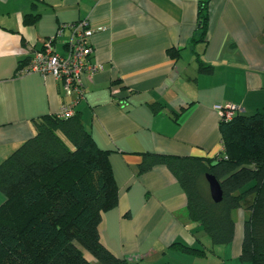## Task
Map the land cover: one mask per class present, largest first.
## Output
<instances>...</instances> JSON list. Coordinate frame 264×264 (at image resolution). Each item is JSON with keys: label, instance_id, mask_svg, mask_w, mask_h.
Here are the masks:
<instances>
[{"label": "crops", "instance_id": "obj_1", "mask_svg": "<svg viewBox=\"0 0 264 264\" xmlns=\"http://www.w3.org/2000/svg\"><path fill=\"white\" fill-rule=\"evenodd\" d=\"M199 1H208V25L205 39L193 41ZM27 14L33 23H24ZM81 20L94 30L91 61L102 66L83 76L82 95L64 94L51 75L17 72L48 38L62 54L71 30L58 28ZM227 104L246 115L264 109V0H0V162L41 116L70 106L108 151L118 199L102 214L100 239L127 264H247L239 258L244 210L233 214L232 242L212 245L165 166L137 171L146 152L220 154L215 106ZM176 241L206 255L170 247Z\"/></svg>", "mask_w": 264, "mask_h": 264}, {"label": "trees", "instance_id": "obj_2", "mask_svg": "<svg viewBox=\"0 0 264 264\" xmlns=\"http://www.w3.org/2000/svg\"><path fill=\"white\" fill-rule=\"evenodd\" d=\"M35 17L25 15L24 23ZM207 25L208 1H199L193 41L205 39ZM29 60L20 61L17 72ZM198 71L210 74L213 66L199 63ZM152 108L155 112L159 106ZM219 131L220 154L146 152L137 171L165 166L186 195L187 217L201 226L212 245L232 242L233 212L244 210L239 258L264 264V109L220 120ZM207 174L220 183V201L210 195ZM0 193V264H127L100 239L102 214L116 205L117 187L108 151L96 145L78 113L43 115L35 122L33 135L0 162ZM170 247L206 255L205 247L177 241Z\"/></svg>", "mask_w": 264, "mask_h": 264}, {"label": "built area", "instance_id": "obj_3", "mask_svg": "<svg viewBox=\"0 0 264 264\" xmlns=\"http://www.w3.org/2000/svg\"><path fill=\"white\" fill-rule=\"evenodd\" d=\"M71 30V37L65 43V51L59 54L53 48L55 37L48 38L41 49L33 50L30 60L24 72H37L43 76L51 75L63 84L64 94L70 95L75 92L82 95V78L84 75L90 77L102 69L98 63L91 61L92 46L90 37L93 31L85 20L62 24L56 35H61L64 29ZM220 120L229 121L241 108L234 104L215 106ZM60 118L73 115L69 106H62L56 113Z\"/></svg>", "mask_w": 264, "mask_h": 264}, {"label": "water", "instance_id": "obj_4", "mask_svg": "<svg viewBox=\"0 0 264 264\" xmlns=\"http://www.w3.org/2000/svg\"><path fill=\"white\" fill-rule=\"evenodd\" d=\"M206 180L210 195L214 201H220L222 198V190L219 181L212 175L207 174Z\"/></svg>", "mask_w": 264, "mask_h": 264}, {"label": "rangeland", "instance_id": "obj_5", "mask_svg": "<svg viewBox=\"0 0 264 264\" xmlns=\"http://www.w3.org/2000/svg\"><path fill=\"white\" fill-rule=\"evenodd\" d=\"M235 213V211L233 212V214ZM235 215V214H234Z\"/></svg>", "mask_w": 264, "mask_h": 264}]
</instances>
